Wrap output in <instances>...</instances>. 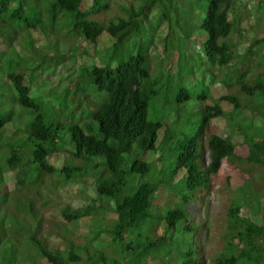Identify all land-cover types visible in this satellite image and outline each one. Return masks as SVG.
<instances>
[{
	"label": "trees",
	"instance_id": "obj_1",
	"mask_svg": "<svg viewBox=\"0 0 264 264\" xmlns=\"http://www.w3.org/2000/svg\"><path fill=\"white\" fill-rule=\"evenodd\" d=\"M238 1L208 0L206 6H195L197 0H0V97L17 102L33 116L18 127L15 112L0 102V211L12 204L11 223L23 222L7 236L20 255L8 248L3 264H40V259L50 264H264V35L247 46L234 42L235 37L246 40V18L231 17ZM155 12L159 23L145 40V24ZM198 12L205 17L199 20ZM63 25L66 31H59ZM163 29L160 54L154 48ZM200 31L208 37L200 52L205 62L227 69V93L213 94L204 86L197 110L190 112L186 108L192 96L184 83L174 84L173 75L182 81L187 77L184 70L194 72L190 46ZM103 34L110 38L106 54L92 56L90 49ZM62 42L68 53H48L52 46L61 50L57 45ZM174 51L176 74L164 70ZM77 55L82 65L70 78L71 88L65 89L61 115L67 111L66 118L72 119L83 114L88 118L84 126L44 113L26 84L27 76L42 70L47 61L56 70ZM83 81L90 91L82 87ZM156 101L170 106L151 120V103L160 105ZM173 112L175 122L192 114L199 126L177 132L167 123ZM215 120L224 121L231 137L218 134ZM15 140L21 142L19 148ZM239 147L246 149L245 155L238 153ZM150 152L156 153L151 164L143 160ZM174 155L168 174L165 159ZM225 162L240 173L244 185L255 176L263 180L254 182L245 205L230 203L222 246L208 258L202 230L198 232L188 206L211 194ZM8 175L13 188L8 187ZM230 180L226 178L228 186ZM181 185L183 196L176 203L171 188ZM70 186L90 191L92 202L80 208L52 203ZM162 190L168 202L176 203L166 205L165 213L158 198ZM254 199L260 217L244 215L245 209H256ZM72 224L79 230H101L85 244L83 231L78 230L79 237H63L55 226L69 232ZM99 241L104 248H96Z\"/></svg>",
	"mask_w": 264,
	"mask_h": 264
},
{
	"label": "rangeland",
	"instance_id": "obj_2",
	"mask_svg": "<svg viewBox=\"0 0 264 264\" xmlns=\"http://www.w3.org/2000/svg\"><path fill=\"white\" fill-rule=\"evenodd\" d=\"M208 5V0H197L195 3V6L198 5ZM184 7V5L182 6ZM203 14V15H201ZM201 14L198 12V19L200 20L201 17L202 19L205 17V13ZM235 14H241V16H244V19H247V16L250 15V19L246 20L243 23V28L245 29V39L243 41L238 40L237 37L234 38V42L239 46L243 42V46H247L250 41L256 36H262L264 35V3L261 0H239L236 3V6L234 7L233 12L231 13V17ZM151 17V22H148L145 24V29L147 34L143 37V39L147 40L151 36L149 34H153V28L155 27V24L158 25L159 20L157 13H149ZM102 18H105L110 15L102 14L100 15ZM152 25V26H151ZM154 25V27H153ZM59 31H66L64 25L62 27H59ZM166 35V30L163 29L160 33L159 36H156V47L154 48L155 51L160 52V54H163V43L161 38H163ZM40 36V42L42 44H45V40L41 35ZM64 39V38H63ZM208 37L207 34L203 31H200L196 35V41L193 42V44L190 46V56L191 57V64L194 65V72L188 74L189 70H184L183 73L187 74L186 78L184 80H180V77L174 78L176 79L174 84L176 85L178 82L184 83V86L186 87V90L189 91L190 95L192 96V100L189 102L188 107L186 108L188 111H196L198 108V102H197V96L203 91L204 86L211 88L213 94L217 95H223L227 93L226 88L224 87L225 83V77L227 76V69L226 68H220V67H214L212 66L211 63H206L205 58L203 57V54L201 55L200 52H203V46L205 42L207 41ZM57 44V42H56ZM61 47V50L58 48L52 46L47 49L49 54L52 56L60 55L61 52L63 53H68V47L64 45V42L58 43V47ZM110 45V38L106 35L103 34L100 38V43L96 47H91L90 49V54L92 56H97L99 53H102V56H105L107 47ZM98 53V54H97ZM48 54V55H49ZM97 54V55H96ZM89 59V58H88ZM177 59H178V53L173 52L171 54V58L169 62L165 64L164 70L169 69L171 73L176 74L178 72V67H177ZM11 60V58H10ZM47 60H49V57H47ZM73 61H75L74 64H70ZM90 61V59L88 60ZM92 61V60H91ZM48 61L44 63V68L40 71L36 72H31L27 76L26 84L30 88L31 93L33 97H35L38 101L41 102L42 104V111L46 114L53 115V118H61L62 121L65 123L68 120L72 121L73 123H77L81 126H84L85 119H88L86 116L84 117L83 114L78 115L74 118H66L68 117L67 111L65 112V116L61 115V109L64 104V100H66L65 97V89L69 86L70 87V78L73 75H77L79 72V69L82 65V57L77 55L73 59H67V62H65L63 65H60L56 68L50 67L48 65ZM96 64L101 65L102 62L98 60ZM17 66V63L13 65V68ZM80 66V67H79ZM7 72V70H5ZM170 73V74H171ZM221 75V77L216 78V74ZM4 73H0V79L3 78ZM194 74V75H193ZM236 72L234 73V75ZM88 77H84V80L87 79ZM182 79V78H181ZM236 79V78H235ZM234 79V81H235ZM82 87L84 89L89 88V85L85 83L84 81L82 82ZM71 88V87H70ZM90 91V90H88ZM94 99L95 97L92 96ZM104 97V96H103ZM99 99L101 102L104 101V99ZM72 99V98H71ZM70 99V100H71ZM93 99V100H94ZM162 103L164 100H161ZM0 102L4 104L5 108L7 111L13 110L15 112V123H17V126L20 125L22 126V122L25 123V118L30 115L29 118V123L32 121L33 116L31 115L30 111L26 110L25 108L21 107L17 102H13L11 99L0 97ZM160 103L159 101H156ZM160 103V105L155 104L153 105L151 103L150 109H149V117L150 119L154 120L156 119L157 116H162L161 114H157L162 112V110H168L170 104L166 105V107L163 106V104ZM95 108V106H94ZM73 109V106L71 107ZM70 112V110H68ZM174 112L168 116L167 123L171 124L177 132H192L195 131L197 126H199V118L191 115H185L187 118H183L182 121H176V117L174 116ZM61 115V116H60ZM193 118V119H192ZM197 118V119H195ZM189 121V122H188ZM66 122V123H67ZM215 123L218 125V134L222 136H228L231 137V133L228 129L225 128V123L222 120H215ZM25 125L22 126V128ZM68 126V125H67ZM19 127V126H18ZM248 129L251 130V127L247 125ZM252 132H247V134L251 135ZM69 135V133H68ZM162 137V136H160ZM69 138V137H68ZM16 141V140H15ZM18 143V148L21 146V142L16 141ZM30 149V148H29ZM238 153L240 155H245L246 154V149L244 147H239ZM161 152V150L159 151ZM163 153V152H161ZM166 154V153H165ZM156 156V153L150 152L148 154H143V160L152 163L154 157ZM175 156H172L169 158V156L166 157L165 159V164L164 168L166 169L167 173L170 174L174 168L175 164ZM209 156V153L207 154ZM101 158H94V162L97 160L99 161ZM63 163L62 161L59 162V165ZM245 170H248V167L245 168ZM247 176L249 174H246ZM230 177V183L231 186H228L226 183V178ZM214 180L217 182L216 188L212 190L210 195H207L204 199L201 197L196 198L189 206H188V211L192 217H194L197 220V225H198V232L202 230L200 240L203 244V247L205 248V251L207 252L208 258L210 256H213L216 252L220 251V248L222 246V240L224 237V232H225V227L226 223L224 224V219L226 215V209L232 204L234 200H237L240 204L245 205L247 202L246 200L248 199L247 196H251L252 190L255 187V183L260 182L263 180V178L259 176H255V179H250L247 182V185L245 187L244 182L242 181V178L240 176V173L238 171H234L233 167L228 163L225 162L223 165V168L220 172V175L218 174L217 176L214 177ZM219 180V181H218ZM148 181V180H146ZM255 182V183H254ZM177 187H179L178 181H176ZM175 184V183H174ZM244 185V186H243ZM8 187L13 188L14 187V180L12 175H8ZM183 185L179 189H174L173 190L174 196L176 198H173L176 200V203H179L180 200L182 199L183 192L182 190ZM170 188V187H168ZM245 191H244V190ZM234 190V191H230ZM92 192V191H91ZM205 193V190L204 192ZM233 193V195H232ZM90 191H87L86 193L84 192H79L78 189L74 186H70V188L62 190V197H54V200L52 199V203H54L56 206L63 207L64 205L68 204H73L76 208L82 207L84 204H89L92 202V197H90ZM168 194L166 191L162 190L158 198L159 203L163 208H160L162 210V213H165L166 210L168 209L166 206L169 203H173V201L169 200L167 201ZM170 197V198H172ZM173 199V200H174ZM255 200V199H254ZM176 203H173L170 205L172 207ZM255 206L256 209L254 210H244V215L246 216H255V214H258V217H260V212H257V207L259 206V203L255 200ZM13 205L10 204L9 208H6L3 212L0 211V264L2 263V260L7 256V251L8 248L14 249L17 251L16 257H19L18 250L14 244L12 245L11 243H8L10 240L7 239V236H11L12 233L14 232V229H17L16 227L23 226V222L19 223L20 225H13L11 223V219H13V211H12ZM166 208L165 210H163ZM161 213V212H160ZM157 217L158 216L157 214ZM64 222H66L65 219H62ZM57 230L61 233V235L68 236L70 235L71 237H79V231H83L85 236L83 238V241L85 244H87L89 241V238H91L94 234H98L99 231L101 230L100 226H92L93 228H81L80 230L77 228V226L73 225L70 227L71 230H74V234L71 233V230L69 232H66L65 229H63L64 232H61L62 227H59L55 225ZM56 230V229H55ZM79 230V231H78ZM209 230V233L207 231ZM55 233L53 234L55 238ZM105 236H101L100 240H102ZM53 238V237H52ZM55 242V241H53ZM61 241H56V244H61ZM97 244L96 248H104L102 245L103 243L101 241L96 242ZM26 247V246H25ZM24 247L23 251L27 252L28 250ZM107 245L105 246L106 249ZM105 251H108L107 249ZM19 254V255H18ZM40 264H50L46 260H39ZM88 262H84V264H87ZM20 264H23L20 262ZM211 264V263H208Z\"/></svg>",
	"mask_w": 264,
	"mask_h": 264
}]
</instances>
